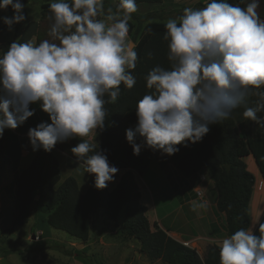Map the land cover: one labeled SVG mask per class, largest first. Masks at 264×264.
Listing matches in <instances>:
<instances>
[{"label": "clouds", "instance_id": "9594fccd", "mask_svg": "<svg viewBox=\"0 0 264 264\" xmlns=\"http://www.w3.org/2000/svg\"><path fill=\"white\" fill-rule=\"evenodd\" d=\"M203 4L185 7L164 23L170 67L157 65L145 77L149 91L136 103V124L125 130L134 156L148 149L170 157L178 146L202 141L210 126L228 120L250 95L260 102L245 107L242 116L262 123L260 0L244 8L229 0ZM26 8L22 0H0V12L12 13L0 16L7 31L28 19ZM137 11L136 0H119L115 11H105L104 0H49V38L13 40L0 53V138L23 126L36 112L31 105L38 104L49 120L28 129L32 151L50 153L57 144L79 139L70 152L93 177V187L114 183L119 169L109 162L107 149L85 138L105 129V105L118 100L121 84L127 89L136 84L132 70L138 56L129 21ZM218 246L219 264H264V223L255 232L240 228Z\"/></svg>", "mask_w": 264, "mask_h": 264}, {"label": "trees", "instance_id": "16d2710c", "mask_svg": "<svg viewBox=\"0 0 264 264\" xmlns=\"http://www.w3.org/2000/svg\"><path fill=\"white\" fill-rule=\"evenodd\" d=\"M164 1L136 0L138 6H162ZM229 2L244 8L249 0H244V3L241 0ZM48 4L49 0H42L39 20L25 27L16 39L18 42L34 38L39 43L49 38ZM257 12L264 19V0H260ZM164 23L160 19L148 21L144 25L139 22L135 26L129 21V39L135 44L138 56L136 68L132 70L136 84L132 89L121 84L118 100L105 105V129L98 130L97 147L107 149L109 162L122 171L113 190L95 189L93 177L84 193L79 191L73 178H65L60 182L58 161L52 152L43 150L35 153L26 168L15 173L20 159L18 136L12 130H5L0 138V160L8 163L10 172L15 173L13 226L27 224L32 216L37 224L44 222L48 227L65 232L75 241L85 244L89 240L92 220L99 211L113 223L122 213L121 235L127 240L137 241L140 252L150 260H159L164 264H219V246L207 247L201 259L195 249L172 239L155 223L151 228L146 216L147 208L139 201L136 177L142 178L154 160L159 170L166 173L172 168L183 180L198 178L199 172L205 170L216 190L215 209L224 216L226 236L240 228H249V204L254 177L247 170L244 159L248 156L253 158L264 181V111L257 113L262 118L261 124L245 120L242 113L245 107H255L260 102L258 95H250L228 120L210 126L209 133L202 141L190 143L187 147L178 146L180 151L170 157L148 149H142L139 156H134L131 146L126 142L125 130L137 122L136 103L149 91L145 87L147 73L157 65L170 67L167 42L162 39ZM12 41L1 43L0 53L6 51ZM24 125L15 131L26 130ZM77 143L79 139H72L57 144L54 149L75 160L70 149ZM35 197H38L37 200Z\"/></svg>", "mask_w": 264, "mask_h": 264}, {"label": "rangeland", "instance_id": "374dc122", "mask_svg": "<svg viewBox=\"0 0 264 264\" xmlns=\"http://www.w3.org/2000/svg\"><path fill=\"white\" fill-rule=\"evenodd\" d=\"M27 4L25 13H29L28 19L22 24H17L12 32L0 22V43H6L17 39L27 25L37 22L40 17V5L42 0H22ZM119 0H104V8H112L115 11ZM203 0H166L162 6L141 5L138 11L133 14L132 23L135 26L141 22L144 25L148 21L163 20L169 17H176L182 14L185 7H203ZM11 10L7 13L0 12V16L11 15ZM35 42V39L33 38ZM88 139L91 143L99 142V132L94 131ZM23 147L30 157L35 155L28 139L23 140ZM53 156L60 165L62 182L65 178H73L79 191L84 193L92 176L85 174L83 166L74 163L75 160L53 149ZM27 160L20 163L25 165ZM16 165V163H15ZM158 169L154 160L142 178L136 177V183L140 192V204L147 208L146 216L150 225L157 217L164 219L162 225L171 227L177 231L179 227L186 226L185 218L177 207L181 194L179 187L183 185V179L172 172ZM174 171V170H173ZM209 178L208 173L202 170ZM12 173L8 163L0 160V264H164L159 260H150L145 254L140 252L137 241L124 238L120 229L123 224V214L120 213L115 223L109 222L102 211H99L93 218L88 242L79 243L65 232L52 229L46 223H38L31 216L29 222L23 226H13L14 204ZM122 171L115 177V182L110 183L108 191L117 185ZM204 188V185H201ZM190 191V189H189ZM190 194V192L188 193ZM195 197V193H191ZM200 205V203H197ZM155 223V222H154ZM37 224V225H36ZM184 227V228H185ZM185 235L189 232L183 229ZM79 247V245H81ZM190 247L195 249L201 259L205 252L199 249L198 244L192 242ZM203 251V253H202ZM206 251V250H205Z\"/></svg>", "mask_w": 264, "mask_h": 264}, {"label": "crops", "instance_id": "0c3cea01", "mask_svg": "<svg viewBox=\"0 0 264 264\" xmlns=\"http://www.w3.org/2000/svg\"><path fill=\"white\" fill-rule=\"evenodd\" d=\"M31 107L35 108L36 112L25 122L24 126L26 130L20 132H16L15 130L11 131L18 136V143L20 147V159L15 168V173L20 172L24 168H26L30 160L34 156L33 155L32 157H30L29 152L24 149L22 143L24 139H28V129L30 127L36 126L41 121L49 120L48 115L40 110L38 104H33L31 105ZM24 160H27V162L25 163V165L20 166V163ZM244 162L246 164L247 170L254 177V185L249 204L250 225L248 229H253L255 232L259 227V223H264V181L251 156L246 157L244 159ZM171 171L174 172L173 170ZM200 173H203V176L205 178L204 182H201L199 177L187 178L182 182V187H179V189L182 190H180L181 199H179L180 201H178L177 207L180 209L183 218H185L184 222L186 223L187 227L183 225L182 227H179L177 231H174L173 229H171V227H169L171 225H162L161 222H163L164 219H159V217H157L154 222L172 239L178 241L179 243L183 241H196L199 249H203V251L205 252L207 247H209L210 245L218 246L219 242L227 236L224 231V216L222 213L217 212L215 209L217 195L214 184L210 178H207L204 175V172L201 171ZM14 174H11L12 181L14 178ZM201 185H204V188H202ZM197 190L202 191L201 198H198L196 196ZM189 192L190 194H188ZM192 192L195 193V197L191 196ZM12 202L14 204V182ZM197 203L205 204L206 207H198ZM183 229L187 230L189 232V235H185ZM256 234H258V232H256Z\"/></svg>", "mask_w": 264, "mask_h": 264}, {"label": "built area", "instance_id": "2783aa9c", "mask_svg": "<svg viewBox=\"0 0 264 264\" xmlns=\"http://www.w3.org/2000/svg\"><path fill=\"white\" fill-rule=\"evenodd\" d=\"M198 177H199V179H200L201 182H204V181H205V178H204V176H203V173H200V172H199ZM196 196H197L198 198H201V197H202V191H201V190H197V191H196ZM191 243H192L191 241H183V242H181V244H182L183 246L188 247V248H191V247H190V244H191ZM192 249H193V248H192Z\"/></svg>", "mask_w": 264, "mask_h": 264}, {"label": "water", "instance_id": "95a60500", "mask_svg": "<svg viewBox=\"0 0 264 264\" xmlns=\"http://www.w3.org/2000/svg\"><path fill=\"white\" fill-rule=\"evenodd\" d=\"M226 169H227V170H229V167H228V166H226ZM37 198H38V197H35V200H37ZM80 246H82V244H81V245H79V247H80Z\"/></svg>", "mask_w": 264, "mask_h": 264}]
</instances>
